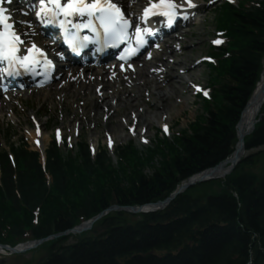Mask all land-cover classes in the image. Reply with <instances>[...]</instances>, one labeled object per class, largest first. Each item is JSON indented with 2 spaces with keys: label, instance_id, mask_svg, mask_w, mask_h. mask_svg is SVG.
<instances>
[{
  "label": "trees",
  "instance_id": "16d2710c",
  "mask_svg": "<svg viewBox=\"0 0 264 264\" xmlns=\"http://www.w3.org/2000/svg\"><path fill=\"white\" fill-rule=\"evenodd\" d=\"M253 1L223 6L219 28L231 37L224 49L230 57L214 67V93L203 113L171 139L118 146L117 163L104 148L92 158L84 141L74 152L53 145L46 152L49 182L36 152L11 145L12 167L0 150V243L14 245L26 231L36 239L63 232L113 204L162 200L228 157L264 58V0ZM263 145L264 117L245 139L247 150ZM261 153L242 159L225 179L202 184L197 196L189 188L163 210L111 212L73 242L71 235L54 238L42 244L47 255L37 264H264V173L252 170Z\"/></svg>",
  "mask_w": 264,
  "mask_h": 264
},
{
  "label": "rangeland",
  "instance_id": "374dc122",
  "mask_svg": "<svg viewBox=\"0 0 264 264\" xmlns=\"http://www.w3.org/2000/svg\"><path fill=\"white\" fill-rule=\"evenodd\" d=\"M199 1L204 3L201 13L196 19V24L185 30L188 31V34L186 35V39L183 38L180 42L183 48L182 54L175 59L180 60L181 63L185 64L188 68H192L197 58L208 53L209 40L215 35V13L220 5L216 3L207 6L206 3L208 0ZM219 22L221 23V19ZM178 40L179 39L173 40L172 42L174 43ZM162 58L169 60L175 57H173L170 52L165 51ZM175 69L179 71L182 67L176 65ZM207 73L208 70L205 65H198L191 69L190 76L187 72L183 74V76L187 81L190 80L194 83L206 85ZM185 82L181 85L176 84L178 91L176 95H172L170 100H168L170 103L169 107L159 111L157 115H155L152 106V103L156 101V99H153L154 88L150 85L145 88L140 87V91L138 92L139 99L133 108H125L122 104V106H119L115 111L110 110L104 112H102V109L96 110L90 107H86L85 109V102L88 97L91 95L96 96L93 88L94 85L90 86L93 90H91L89 94L86 91L81 92V90L78 91V95L76 92H71L63 101L61 96L63 90L57 89V83L35 92L25 91L22 96H17L13 100L16 115H9L10 112L6 114V112H8L6 111L4 115L1 114L0 116V141L2 143L5 141L3 136L9 131L13 136L10 141L17 143L22 139L28 144L30 149H38L41 152V150L47 148L52 141V130L55 126H61L63 128L65 137L68 136L69 132L72 130V126L76 124L79 125L80 133L72 136L69 142L83 137L88 143L94 144L97 149H100L104 147V133L109 131L114 135L116 147L120 144H126L129 140L133 139L132 136L127 133L125 129L126 125L123 120H128L130 111L138 108L143 109V113L147 111L145 113L147 121L143 124L142 121H140L136 131L137 133L139 132L140 125L146 128L144 135L148 140L147 144H149L151 140L153 141L157 138L156 133L161 122L169 123L171 126L170 136H172L174 132L185 129L193 118L202 112L201 102L194 96L192 87ZM163 90H167V86L161 85L160 89H157L156 92L159 93ZM133 91L137 90L133 89ZM85 110L86 115L96 119H92L88 122L82 121L84 120L82 111ZM31 114L37 115L44 122V135L48 136V138L43 140L42 147H35L28 136V131L32 129V123L30 121ZM80 115L81 117L79 118ZM107 116L109 117L106 121L105 118H107ZM140 136V133L137 134L133 140L138 146H143L140 142ZM2 146L3 148H8V143L6 142ZM259 149H264V147ZM257 150L258 149L246 152V154H250ZM111 151L112 150H110V152ZM263 158L264 156L261 157V159ZM260 167L261 164L259 163L256 170L259 171ZM203 191L204 187L198 185L193 188L192 194L197 196ZM72 239L73 238H71L70 241H73ZM42 255H44V248L34 249L33 251L28 250L21 254H10L0 250V264H23L25 261L33 264Z\"/></svg>",
  "mask_w": 264,
  "mask_h": 264
},
{
  "label": "snow or ice",
  "instance_id": "6c2138e0",
  "mask_svg": "<svg viewBox=\"0 0 264 264\" xmlns=\"http://www.w3.org/2000/svg\"><path fill=\"white\" fill-rule=\"evenodd\" d=\"M13 0H0V60L7 61L9 68L12 66L30 68L33 64L38 63L37 56L45 57L44 62L48 66L54 67L51 60H47L41 49L34 44L26 49L27 55H18L20 51L19 45L25 42L21 40L20 34L14 30L15 21L12 20L11 11L3 7L4 3L11 4ZM39 7L35 15L43 22L59 21L60 27L65 29V33L69 35L68 43L72 51H77L78 48L87 47L88 43L101 44L106 46L108 41H112V47H116L117 43L128 37L131 26L135 23L134 20L126 18L121 7L113 0H38ZM198 7L193 0H181L177 3L176 0H159L157 3H152L143 11V18L146 20L149 16L159 15L166 18L167 25L170 27L177 18L187 20L189 10ZM28 15L27 11L23 12ZM81 18L80 23H73L72 18ZM21 23H27L21 21ZM74 29L70 34L68 28ZM87 29L93 33V37L84 35L80 36V30ZM102 30V32H101ZM142 33H152L147 28H141L139 24L135 27V36L137 45H143ZM222 41L216 40L214 43L219 44ZM138 49L127 51V57H131ZM63 58L62 54L57 53ZM121 55L120 59L127 58ZM131 67V65H129ZM12 71H8V75H12ZM207 95V93H205ZM165 131L167 128L165 126ZM111 146V140H109Z\"/></svg>",
  "mask_w": 264,
  "mask_h": 264
},
{
  "label": "bare ground",
  "instance_id": "6f19581e",
  "mask_svg": "<svg viewBox=\"0 0 264 264\" xmlns=\"http://www.w3.org/2000/svg\"><path fill=\"white\" fill-rule=\"evenodd\" d=\"M178 65L182 67L183 72L189 73V76H190L191 69H192L191 67L188 68L187 66H185V64H182V63H178ZM165 66L167 69L162 71V73L164 74L162 77H158L157 75L150 74V72L147 71L148 69L142 67L140 69V72L135 77H131V81L133 83H130L129 85L125 83V86H123V84L121 83L119 87L114 88L112 91L107 90L109 87H111V81H109L106 78L105 72L103 70L99 69L98 71L92 70L88 72L86 71L83 72L84 78L89 77V79H85L87 80V83H86L87 88L91 86V84L97 81L98 82L95 83L94 87H96L97 84L103 85V88L101 89L103 90V94H101L98 97L92 96V95L88 97V99L85 102V109L86 107L87 108L90 107L96 110L102 109V112L110 111V110L115 111V109H117L119 106H122V104L124 105L125 108L126 107L133 108L139 99L138 92L140 91V87L145 88L150 85V86H153L154 88L153 89V99L154 100L156 99V101L152 103V106H153V111L155 112V115H157L159 111L167 109V107H169L170 103L168 102V100H170V97L172 95H176L178 91L176 84L181 85L186 80V78L179 71L175 69V66L173 65L172 66L165 65ZM68 72L69 71H67L66 76L68 75V77H70ZM89 73L90 75H88ZM93 74L95 76H92ZM99 75H101V78L97 80ZM71 76L73 75L71 74ZM164 80H167V81L163 84L162 81ZM81 82L82 80H79L78 84H80ZM72 83L73 82H70L68 86L71 87L73 85ZM185 83H187V80ZM160 84L167 86V90H163L159 93L156 92L157 89H160L161 87ZM133 86H134V89L137 91H133V88H132ZM262 94H263V91L261 92L258 90L253 95V100L251 101V103L244 110L242 118L238 125V134L240 137L244 136V134L255 123L256 116L258 115L262 105L264 104V96H262ZM5 106L6 104H4L3 100H0V113H3ZM137 110L138 108L134 109L135 112H138ZM146 112L147 111H145V113ZM145 113L143 112L141 114L139 113V118L141 119L142 124L147 121ZM83 116H84V120L96 119V118L89 117L88 115H86V110L83 112ZM29 136L32 139L36 137L33 131H30ZM47 138L48 136L44 135L43 139L46 140ZM240 146L241 144L238 145V149ZM222 172H223L222 170L220 171L216 170L214 171L213 174H221Z\"/></svg>",
  "mask_w": 264,
  "mask_h": 264
},
{
  "label": "water",
  "instance_id": "95a60500",
  "mask_svg": "<svg viewBox=\"0 0 264 264\" xmlns=\"http://www.w3.org/2000/svg\"><path fill=\"white\" fill-rule=\"evenodd\" d=\"M263 91V94L262 96H264V76L261 78V81L259 83V86L258 88L256 89V91L254 92V94L257 92V91ZM253 94V95H254ZM253 100V96L251 97L250 101L248 102V105L251 103V101ZM247 105V106H248ZM237 129H238V125H237ZM253 130V126H251V128L244 134H249L250 132H252ZM237 135H238V142H237V145H236V148L232 154V157L230 159H228L227 161H224L220 164H218L217 166H215L214 168H210L208 170H205L204 172H202L201 175H199L197 178H190L188 182L182 184L181 186H179L176 191L171 194L167 199H165L164 201L162 202H158L156 204H150L148 207L144 208V207H121V206H112L110 207L108 210H126V211H131V212H140V211H148V210H156V209H161L163 207H165L169 202L170 200H172L174 198V196L180 192H182L185 188H187L188 186L194 184L195 182L197 181H204V180H207V179H211V178H215V177H218L219 175L218 174H213L214 171L216 170H222V174H227L229 173L233 168L234 166L239 162L240 160V157L241 155L243 154L244 152V145H243V136L240 137L239 134H238V131H237ZM241 144V146L239 147L238 149V145ZM226 162H229L230 165L228 167H225L224 168V164ZM212 174V175H211ZM105 212H102L101 214H99L98 216H96L95 218H93L92 220L82 224V225H79V226H76L74 227L73 229H71L70 232H80L82 230H85V229H88L90 228L92 222L96 219H98L99 217H101ZM42 241V240H41ZM41 241H37L35 242V245L40 243Z\"/></svg>",
  "mask_w": 264,
  "mask_h": 264
}]
</instances>
